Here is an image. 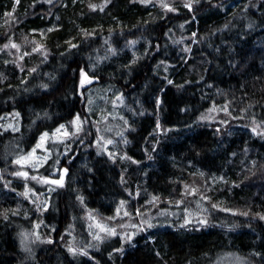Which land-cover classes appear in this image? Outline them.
Here are the masks:
<instances>
[{
  "label": "trees",
  "instance_id": "16d2710c",
  "mask_svg": "<svg viewBox=\"0 0 264 264\" xmlns=\"http://www.w3.org/2000/svg\"><path fill=\"white\" fill-rule=\"evenodd\" d=\"M93 86L123 99L115 155L93 141ZM5 116L19 127L0 128V264H213L222 251L264 264V0H0ZM61 125L58 152L17 175ZM32 176L63 177L43 208L23 193ZM169 203L195 220L131 240L86 227L88 213L118 231Z\"/></svg>",
  "mask_w": 264,
  "mask_h": 264
},
{
  "label": "rangeland",
  "instance_id": "374dc122",
  "mask_svg": "<svg viewBox=\"0 0 264 264\" xmlns=\"http://www.w3.org/2000/svg\"><path fill=\"white\" fill-rule=\"evenodd\" d=\"M47 27L41 28L40 32L43 33ZM50 26L47 28L49 29ZM82 75L80 77V82L82 80ZM101 88V87H100ZM98 88V87H91L87 90L88 95V110L89 114H94L92 117L95 120V125L93 128L96 129L95 136L93 137V141L101 148L107 152L112 153L115 155L117 153V149L123 143H125L124 132H123V99L120 96H115L113 101L108 100L110 89L108 88ZM117 94V93H116ZM108 101V103H107ZM112 104L110 105V103ZM115 104V106H112ZM77 117V116H76ZM75 117V119H76ZM3 120H0V128L2 129H12L17 130L19 125L15 116H5L2 117ZM1 118V119H2ZM74 119V121H75ZM122 120V121H121ZM74 124V130H79L83 125L81 118L79 121ZM60 128V127H59ZM57 128V129H59ZM57 129L48 134V137L43 142L41 147H37L38 144H41V137L45 134H41L34 147L24 155H20L16 158V162L19 161V165L23 167L24 173H27L26 176H29L28 171L26 168L30 170H37L43 164L47 162V160L53 156V152H58L59 144L63 140L62 136L67 133L64 129H61L60 132H57ZM93 129V131H94ZM92 131V132H93ZM110 141V142H109ZM47 143L51 145L49 148ZM54 150V151H53ZM58 168H56L50 176H54L58 173ZM34 176L31 177L30 180H23L22 186L24 188L23 193L26 196H29L30 200L33 201V204H39L41 208L45 207L48 202V197L50 192L55 189L57 184L51 183L53 180H61L53 177H47L43 180V182L36 181V178L33 179ZM46 185V189L40 192H36L37 190L41 189V186ZM29 185L32 188H29ZM36 202V203H34ZM125 210V209H124ZM147 211H152V209H148ZM148 217H140L138 220L132 221H122L121 224L118 226V231L116 230L115 225H109L107 223H103L98 221L93 215L87 214L88 223H86V227L89 232L94 237H101V231L105 233H118L122 239L131 240L135 237L139 232L144 234L145 236H149L148 229L154 227L156 224H171L177 223V225H189L190 221L194 218H191L190 215V206L188 204H167L163 207L157 209V211L150 213ZM24 217V215H23ZM203 221V219H199ZM33 223L31 225V233L30 236H27L28 242L31 244V240L34 238L33 235L38 236L40 234L39 226L40 223L37 221H31ZM151 225V226H149ZM34 240V239H33ZM26 238L24 240V236L22 238V244H25ZM28 243V244H29ZM30 247V245H29ZM25 249V248H24ZM26 250H28L26 248ZM213 264H241L242 263V256L237 252L231 251H222L216 255L214 258Z\"/></svg>",
  "mask_w": 264,
  "mask_h": 264
},
{
  "label": "snow or ice",
  "instance_id": "6c2138e0",
  "mask_svg": "<svg viewBox=\"0 0 264 264\" xmlns=\"http://www.w3.org/2000/svg\"><path fill=\"white\" fill-rule=\"evenodd\" d=\"M48 2L51 3V0H48ZM196 2H199V0H196ZM163 6H164L165 8H168V5H167V4H164ZM191 6H192L191 3H188V4L185 5V7H188V8H191ZM92 7H95V6H92ZM168 10L171 11V10H173V9L169 8ZM12 47H16V45H12ZM34 50H36V49H34ZM81 75H82V77H83L82 80H81V86H83V85H85V84H87V83H91V81H90L89 79H87L85 73L82 72ZM169 83H171V81H169ZM78 121H79V116H77L76 119H75V121H73V122L76 123V122H78ZM64 127H65L64 125H61L60 128L57 129V132H60L61 129H64ZM65 135H67V133H65ZM47 137H48V134L45 133V134L41 137V144H38L37 147H41L42 144H43V142L46 140ZM109 142H110V141H109ZM17 163H19V161H17ZM65 171H67V170H65ZM17 175H24V176H26L27 173H17ZM33 179H35V177H33ZM62 179H63V177H61V180H53V181H51V183L62 186ZM245 214H246V213H245ZM261 218L264 219V217H261ZM149 226H151V225H149ZM111 234L114 235L115 233L113 232V233H111ZM97 238H99V237H97Z\"/></svg>",
  "mask_w": 264,
  "mask_h": 264
}]
</instances>
